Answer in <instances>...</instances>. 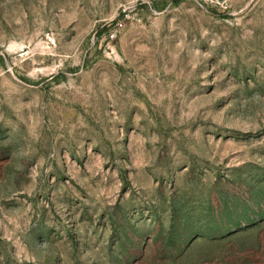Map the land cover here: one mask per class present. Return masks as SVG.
<instances>
[{"label": "rangeland", "instance_id": "1", "mask_svg": "<svg viewBox=\"0 0 264 264\" xmlns=\"http://www.w3.org/2000/svg\"><path fill=\"white\" fill-rule=\"evenodd\" d=\"M0 264H264V0H0Z\"/></svg>", "mask_w": 264, "mask_h": 264}, {"label": "built area", "instance_id": "2", "mask_svg": "<svg viewBox=\"0 0 264 264\" xmlns=\"http://www.w3.org/2000/svg\"><path fill=\"white\" fill-rule=\"evenodd\" d=\"M113 36V35H112Z\"/></svg>", "mask_w": 264, "mask_h": 264}]
</instances>
